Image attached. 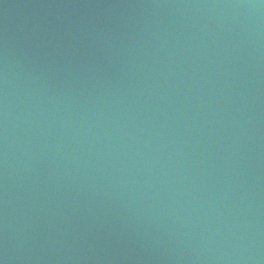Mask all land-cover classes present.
Wrapping results in <instances>:
<instances>
[{
  "label": "water",
  "instance_id": "1",
  "mask_svg": "<svg viewBox=\"0 0 264 264\" xmlns=\"http://www.w3.org/2000/svg\"><path fill=\"white\" fill-rule=\"evenodd\" d=\"M0 264H264V0H0Z\"/></svg>",
  "mask_w": 264,
  "mask_h": 264
}]
</instances>
